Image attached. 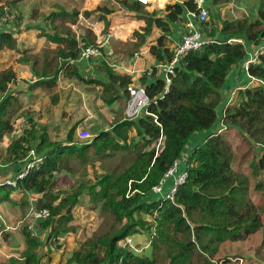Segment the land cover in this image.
<instances>
[{
  "label": "trees",
  "instance_id": "obj_1",
  "mask_svg": "<svg viewBox=\"0 0 264 264\" xmlns=\"http://www.w3.org/2000/svg\"><path fill=\"white\" fill-rule=\"evenodd\" d=\"M19 1L9 0L0 5V50L19 48V40L5 29V18L14 14L12 9ZM230 1L211 0L207 17L196 22L207 42L178 58L167 82L158 64L173 62L175 47L180 42L174 44L175 27L183 24L184 30L186 12L198 15L199 8L193 0H177L149 11L148 3L118 0L131 19L144 22L142 31L133 32L131 53L142 48L154 27L160 34L146 43L154 60L139 78L151 102L149 113L131 119L125 117L124 107L129 97L128 86L133 82L132 73L119 72L107 61L92 66L90 58L80 59L83 48L99 44L94 36L89 37L91 32L79 37L72 28L79 11H69L60 4L48 14L34 10L33 16L43 22L28 25L39 28L44 42L39 51L25 49L19 57V65L29 66L32 73L27 88L42 87L46 93L53 90L56 95V80L62 74L82 82L87 91L97 87L98 98L105 105L123 103L112 110L119 118L110 121V127L96 133L90 142L74 143L71 129L64 141L67 144L62 145V141L50 139L45 125L36 128V123L29 120L28 129L7 146L3 159L24 158L31 149L40 158L32 167H26L27 174L17 180V186L0 185V191L1 187L7 189L6 193L1 192L0 200L9 201L20 210L27 211L32 204L36 209L49 211L48 217L38 221L40 230L46 232L44 245L53 240L50 243L59 248V236L76 230L68 223L80 194L86 193L92 207L100 208V227L82 240L65 264H217L220 244L244 240L264 225V205L257 206L251 200L248 176L232 168L230 144L242 137L247 144L255 145L252 173L264 172V84L257 81H264V54L247 64L248 80L243 85L236 86L235 91L227 85L232 70L242 61H249L255 47L264 44V6L259 8L254 21L224 17L215 20L213 8ZM112 12L103 5L84 14L94 16L93 23L103 22L106 30ZM83 60L89 62L88 71L84 66L88 62L82 65ZM16 72L12 66L0 70V141L13 131L11 120L21 110L18 97L10 92V85H17ZM227 103L229 106L224 107ZM232 128L240 135H222L223 130ZM204 131L208 133L188 149L192 136ZM159 141L162 144L158 145ZM73 154L84 165L79 170L69 162ZM183 157L186 177L177 186L173 199H156L153 187ZM33 160L32 157L28 162ZM89 166L95 168L94 179L85 174ZM19 171L21 168L16 172ZM66 171L81 172L84 182L77 181L75 188L61 196L56 186L65 184ZM259 186L261 183L254 188ZM9 188L22 193L21 202L9 197ZM0 224L5 237L10 234L5 227L14 229L1 218ZM27 224L19 230L23 238L19 254L1 260L0 264H39L43 255L39 248L43 244L37 232L31 234ZM140 231H150L149 254H137L129 248L127 239Z\"/></svg>",
  "mask_w": 264,
  "mask_h": 264
},
{
  "label": "rangeland",
  "instance_id": "obj_2",
  "mask_svg": "<svg viewBox=\"0 0 264 264\" xmlns=\"http://www.w3.org/2000/svg\"><path fill=\"white\" fill-rule=\"evenodd\" d=\"M9 1V0H8ZM7 0H0V5L2 3L8 2ZM177 0H161L159 3L156 2V5L150 6L147 5L146 9L152 11L153 9H159L163 7L166 2L173 3ZM62 5L65 9L69 11L78 10L79 14L76 22L73 24L72 28L76 32V34L80 37L82 35L88 34L91 32L89 37H95V43H98L99 54L97 56L90 57L91 61L90 65L94 66L100 63L101 61H107L112 64V66L119 72H126L125 69L133 70L132 73V83L134 85L139 84V78L142 76L146 70L150 69L153 63V58L149 55L148 45L146 43H150L152 40L154 41L160 34L159 30L154 27L150 36L146 38V42L144 45H141L142 48L136 49L134 53H131L129 49L133 48L132 42H135V36L133 32L135 30L142 31L141 26L144 25V22L141 20L131 19V14L127 12L124 8L120 7V3L118 0H21L14 6L12 9L13 13L11 16L5 18V29L11 31L13 36H15L18 40V49L17 50H9L3 49L0 50V70L4 69L8 66H12L16 68L17 78L25 77L30 72L28 68L23 67L22 70L18 73L19 68V57L22 55V52H25L28 49L30 51H39L44 42V35L39 30V28L33 27L34 24L42 23L43 19L38 17H34V10H37L40 13L48 14L53 10H56V5ZM106 6L111 9L113 12L109 15L110 23L108 28L105 30L103 22L93 23L94 16L87 17L84 14V11H92L98 6ZM159 5V6H157ZM162 5V6H161ZM9 9V8H8ZM8 15V14H6ZM208 15V14H207ZM15 16V18H13ZM234 16V15H233ZM232 16V17H233ZM238 16H241L239 14ZM13 18V19H12ZM41 20V21H40ZM39 21V22H38ZM33 23V26H29V23ZM178 25H176L177 27ZM89 30V31H88ZM184 33V30L182 34ZM41 34V35H40ZM181 34V35H182ZM169 37V35H168ZM92 47V46H90ZM24 50V51H23ZM139 50V51H138ZM175 51V50H174ZM150 60V61H149ZM87 61V62H88ZM151 63V64H150ZM83 65V63H82ZM89 62L88 64H84L85 70L87 68L90 69ZM23 66V65H22ZM79 81V80H78ZM83 84L82 82H78ZM28 85V84H27ZM28 87V86H27ZM42 88V87H41ZM28 89V88H27ZM95 92V88H92ZM43 90L39 92L36 96L30 95L33 98H23L20 94L18 97L22 102V114L28 115V113H32V116L36 113L43 114V117H49V124L51 125H59L58 118L60 119L63 114H68V111H71L72 114L77 118L72 121L71 126L68 128L70 131L73 129V142L79 143L78 131L81 128L87 129L91 133L96 131V124L101 123V127L107 126L119 117L117 114L111 110V115H102L98 109L102 108L103 110L108 109V105L96 104L95 98H92V103L96 105L95 114H98V117H103L107 119L106 121L102 119L100 122L97 120H93L87 124V100L91 97H87V93L83 91L80 87H76L74 90V94L61 92V98H66L64 101V105L61 108H55L51 105L49 97L54 95L53 90L45 92ZM36 97L39 99L37 103L40 102V108L37 110H32L29 106L36 102ZM41 98V99H40ZM34 100V102H31ZM117 107H121L122 104L118 102ZM92 108L91 104L88 105ZM229 106L227 103L224 107ZM38 107V106H37ZM68 109V110H66ZM222 109V108H221ZM219 109V111H221ZM94 110V108H92ZM20 113V112H19ZM52 113V114H51ZM50 114V115H47ZM41 116V117H42ZM99 118L98 120H100ZM28 126V123H26ZM110 126V125H109ZM28 127L24 130H27ZM218 132V130H217ZM68 133V132H67ZM208 133L207 131L203 132V137ZM223 136H227L228 134L231 136L240 135L237 133V129L232 128L228 132H223ZM94 134V133H93ZM67 135L54 136L52 139L55 141L61 142L65 141ZM241 140L238 139L237 145L232 147L233 152V160H232V168L234 170L244 173L249 178V196L251 200L257 206L264 205V172H259L257 175L252 173L251 163L256 156L257 150L255 145H250L245 143L240 137ZM162 144V141H159L158 145ZM232 145H235L234 141L231 142ZM157 147V144H156ZM2 145L0 144V151H2ZM37 154V153H36ZM38 155V154H37ZM75 155L73 154L69 159L71 166L75 170H79L84 167L79 161H76ZM180 162V161H179ZM176 167L175 171L177 170ZM94 167H88L86 169L85 174L87 177L94 179ZM81 172L70 173L66 171L64 173V180L66 181L64 185L57 184V191L62 192L61 196H64L66 193L75 188L78 183L84 182L82 178ZM8 177L6 175H0V179L4 181ZM4 181L3 183H5ZM261 183L258 189L254 188L255 184ZM12 186V185H11ZM6 187H1V192L6 193ZM12 192V191H11ZM9 192V193H11ZM14 192V191H13ZM12 192V193H13ZM30 194V193H29ZM22 195V194H21ZM22 198H18L17 201L20 202ZM32 200H34V196L32 195ZM78 203L72 207L71 213L73 218L68 223L69 225H74L76 230L73 232L67 233L66 235H60L59 240L56 243L60 246L56 248L52 242L53 240H48L44 245V241L46 238V232L40 230V224L38 225V221L32 224V227L29 228L31 234L37 232L38 238L43 244V247L39 248V253H43L42 258L39 261V264H65L66 260L70 257L71 253L82 243L84 238H87L92 235V233L98 229L101 225L102 218L99 215L100 208L92 207V204L88 201V196L86 193L80 194L78 198ZM33 203V201H31ZM29 206V205H28ZM18 208V207H16ZM25 209V208H24ZM6 210V211H5ZM23 211V212H22ZM22 212V214H21ZM1 219L4 220V223L8 224L9 227H13V230H10V235L7 234L5 237L3 233L0 231V257L7 256H17L23 247V238L20 233V228L26 222L31 224L30 218L27 216V211L19 209H12V206L9 202H7L6 206H1L0 208ZM144 217H147L144 215ZM149 219V216H148ZM150 220V219H149ZM27 224V225H28ZM17 228V229H16ZM40 231V233H39ZM12 234V235H11ZM151 239L150 231H140L139 233L132 235L129 237L128 242L131 243L129 246L137 254H149L150 242ZM7 244L12 250L9 252L10 254L4 255V245ZM243 257L246 259L249 264H264V225L258 229L256 232L249 235L246 239L240 241H226L220 244L219 250L217 252L216 258L223 257Z\"/></svg>",
  "mask_w": 264,
  "mask_h": 264
},
{
  "label": "crops",
  "instance_id": "obj_3",
  "mask_svg": "<svg viewBox=\"0 0 264 264\" xmlns=\"http://www.w3.org/2000/svg\"><path fill=\"white\" fill-rule=\"evenodd\" d=\"M160 1L161 0H149L148 4L150 6H153V5H156V2L159 3ZM210 3H211V0H204V5H205L206 9H208L207 6H209V7L211 6ZM261 5L264 6V0H231L229 3L222 4V5H219V6H216L213 8L214 19L216 20L217 18H223V17L228 18L230 20L237 19V18H247L249 21H254L258 16V11H259V8L261 7ZM157 6H159V5H157ZM239 14H241V16H238ZM185 17H186V15H185ZM175 29H176V31L173 32V36L175 38L174 44L178 43L181 39L180 37H181V34L183 32L182 31L183 30V24L178 25L177 27H175ZM2 51H0V52H2ZM244 61H242L239 65H237L232 70V72L229 74L230 77H229V81L227 82V85H230L232 88H234L233 91H235L236 86L243 85L244 81L248 80L247 72H246L247 68L244 67L245 66ZM84 62H87V60L82 61V63H84ZM18 64H19V62H18ZM152 65H153V63H152ZM23 67H26V68H28V70H30L29 66L20 65L18 68V73L22 70ZM14 69H16V68H14ZM86 70H87V68H86ZM125 70L130 71L131 73L134 72L133 70H128V69H125ZM159 71H160V69H159ZM31 79H32V73H29L27 76L22 77V78L18 77V80L16 82L17 85H13V84L10 85V92L12 94H16L17 97L20 94L24 93L23 95H21L23 98H29V97L33 98L30 95L35 94V96H36L39 92L42 91V89L41 88H35L33 90L27 89V84L32 82ZM56 82H58V90L56 92V95L48 96L50 103L53 107L61 108V106L64 105V101L66 98H61V94H62L61 92L74 94L73 92H74V90H76V87H80L83 91H85L87 93V97L88 96L91 97L89 100H87V124H90L89 122L93 121L94 119L97 120V122H100L102 119H104L105 121L107 120L103 117H98V114H95L94 112H92V111H95V109H98L95 107L96 105H94V103H92V98H95L96 104L105 105L102 102V100H100L98 98V88L97 87L95 88L96 89L95 92L93 90L87 91V88H85V86L83 84L78 83L79 81L77 79L66 78V77H63L62 74L59 75ZM230 90L231 89L227 90V92ZM38 99L39 98L36 97V102L29 105L32 108V110H37V108L38 109L40 108L39 106H40L41 100L39 103H37ZM19 101L21 103L20 113H18V115H16L11 120L13 123V131L6 133L4 135V137L2 138V140L0 141V144L2 145V148H3V150L0 151V155H1V158H0V175L8 174V177H6V179L4 181H7V180L13 181L15 179L16 175L18 174L17 173L18 169L21 168V171H23L26 167V163L28 162V158L31 156L30 152H28L26 154V157L21 158V159H15L13 156L11 158L3 159L4 156L7 154L8 144L10 143V141L12 139L20 136V134L22 133V131H24V129L29 127V125H30L29 120H33L36 123V128H38L40 125H45L46 129H47V133L50 136V139L52 141H55L54 139H52V137H54V136H60L61 137V135H64V134L67 135V132L69 130L68 128L71 126L72 121L77 119L72 114L71 111H68V114H65L62 112L63 116L60 119L58 118V122H59L60 126H57L54 124L51 125L48 122L49 117L48 116L43 117L42 116L43 114H41V113H36L33 116H32V113H28V115L25 114L23 116V114H22V110H23L22 102H21V100H19ZM31 102H34V100H32ZM121 102L122 101H120V103ZM117 103H114L113 106H108V109H106V110L99 108L98 110L100 112H102L101 116L102 115L110 116L111 110H113V108L117 107V105H116ZM89 104H91V106H92V108H94V110H92V108L88 106ZM121 104H123V103H121ZM66 110H68V109H66ZM47 115H50V114H47ZM99 118H101V119L98 120ZM26 123H28V126L26 125ZM109 125L110 124H107V126L101 127V123L96 124V131H94L93 133L96 134L101 130H106L110 127ZM223 132H228V131L223 130L222 134H224ZM202 135H203V132L194 134L191 138V143L189 144L188 149L191 150L197 143H199V141L203 137ZM227 136H231V135L228 134ZM237 142H238V140L234 141L235 145H232L230 143L231 147L236 146ZM64 144H67V143L62 141V145H64ZM184 159H185V157H183L182 160L179 162L177 170L173 174H171L165 178L164 183L162 185L161 192L153 194L156 199L164 197V195H166L169 192V189L172 186L176 177L179 176L182 172H184V170H185ZM21 171H19V172H21ZM4 181H2L0 179V185L1 186H3L4 184H8L6 182L3 183ZM15 186H17V183ZM17 190L9 188V192H11V191L12 192L14 191V192L8 193L9 197L15 201H17L18 198L24 197L23 195H21L22 193L18 192L19 190L18 191ZM1 198H2V196L0 195V199ZM7 202H9V201L0 200V208H1V206H6ZM11 206H12V204H11ZM16 207H18V206L17 205L15 207L12 206V209H18L19 210V207L18 208H16ZM0 216H1V214H0ZM2 227H3V225L0 224V230L2 229ZM5 231H10V230L6 229V227H5ZM7 234H9V233H7ZM3 247H4V253H5L4 255L10 254L9 252L12 250V248L9 247L7 244H5ZM9 256L0 257V261L5 260Z\"/></svg>",
  "mask_w": 264,
  "mask_h": 264
},
{
  "label": "built area",
  "instance_id": "obj_4",
  "mask_svg": "<svg viewBox=\"0 0 264 264\" xmlns=\"http://www.w3.org/2000/svg\"><path fill=\"white\" fill-rule=\"evenodd\" d=\"M139 1H141L144 4L149 2V0H139ZM193 1L196 3V6L199 8V14L197 15L193 11L186 12L187 21L184 24V28H185L184 33L181 36V40L178 43V46L175 47V51H174L175 57H174L173 62L169 64H163V65L158 64L159 69L161 71L162 70L164 71L162 72L167 82L169 81L168 73L172 72L174 63L178 60V58H181V56L184 55L187 51L198 49L205 42H207L204 38H202L201 30L196 25L197 21H203L207 17V10L204 5V0H193ZM2 23L3 22L0 23V28L2 27ZM99 53L100 52L98 50V47L89 46L81 50L80 59H88L90 57L97 56ZM261 54H264V44L258 45L255 47L253 56L250 58L249 61L245 62V66L247 67V64L250 61H253L255 56H258ZM257 81L264 84V81L262 80H257ZM128 92H129V97L124 107L125 117L128 119H131V118H135L139 116L141 113H149L148 106L151 102L146 94L145 88L141 86L140 84H137V85L130 84L128 86ZM158 97L162 98V95H159ZM94 136L95 134L91 133L90 131L84 128H81L78 131L79 140L80 142H83V143L90 142L94 138ZM30 154L34 158V160L27 163L26 165L27 169L35 165L40 160L39 157L35 156L34 149H31ZM178 164H179V161L174 162L173 166L170 168L166 176L172 174L175 171ZM27 169L25 168L23 171L19 172L13 181L7 180L6 183L15 186L17 183V180L23 178L27 174ZM185 177H186L185 172L177 176L171 186L170 192L167 193L165 197L172 200L173 195L177 190V186L184 181ZM162 182L158 186L153 187L154 193L161 192ZM48 215H49V211L46 208L36 209L31 204L27 210V216L31 220L30 222L31 224H29V228H31L32 224L36 223L37 221L44 220L46 217H48ZM128 239H127V242H128ZM216 263L217 264H249V262L246 259H244L243 257H239V256H236V257L227 256L225 257V259L220 258Z\"/></svg>",
  "mask_w": 264,
  "mask_h": 264
},
{
  "label": "clouds",
  "instance_id": "obj_5",
  "mask_svg": "<svg viewBox=\"0 0 264 264\" xmlns=\"http://www.w3.org/2000/svg\"><path fill=\"white\" fill-rule=\"evenodd\" d=\"M246 68H247V67H246ZM35 156H36V152H35ZM31 158H32V156H30V157L28 158V161H29ZM27 163H28V162H27ZM26 165H27V164H26ZM25 168H26V167H25ZM174 172H175V171H174ZM174 172H173V173H174ZM184 172H185V171H184ZM173 173H172V174H173ZM182 173H183V172H182ZM182 173H181V174H182ZM170 175H171V174H170ZM168 176H169V175H168ZM168 176H166V177H168ZM166 177H165V178H166ZM165 178H164V180H165ZM164 180H163V182H162V185H163V183H164ZM170 189H171V187H170ZM170 189H169V192H170ZM161 190H162V189H161ZM169 192H168V193H169ZM159 193H160V192H159ZM164 197H165V195H164Z\"/></svg>",
  "mask_w": 264,
  "mask_h": 264
}]
</instances>
